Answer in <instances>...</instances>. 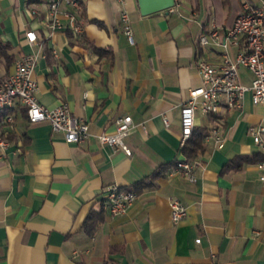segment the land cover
Here are the masks:
<instances>
[{
    "label": "crops",
    "instance_id": "obj_1",
    "mask_svg": "<svg viewBox=\"0 0 264 264\" xmlns=\"http://www.w3.org/2000/svg\"><path fill=\"white\" fill-rule=\"evenodd\" d=\"M45 1L0 0V73H10L23 53L38 54L37 101L48 108L66 102L88 122L89 136L66 142L17 108L11 144L0 156V264H264V186L256 167L262 152L248 133L264 126V104H253L247 91L240 108L221 116L223 146L204 139L195 181L173 171L186 157L180 107L200 85L197 59L218 63L224 31L244 4L261 0H175L172 10L147 15L137 0H125L131 41L117 0H79L83 29L76 36L48 34L31 15L37 8L42 16ZM212 23L219 42L199 44ZM27 30L36 32L35 43L26 42ZM244 48L241 38L228 55ZM238 76L250 85L245 67ZM123 115L133 121L124 139L129 156L96 137L113 132ZM211 124L195 111L194 130ZM110 184L136 191L125 214L112 215L104 204ZM170 197L186 208L176 223ZM91 213L101 218L89 230Z\"/></svg>",
    "mask_w": 264,
    "mask_h": 264
},
{
    "label": "built area",
    "instance_id": "obj_2",
    "mask_svg": "<svg viewBox=\"0 0 264 264\" xmlns=\"http://www.w3.org/2000/svg\"><path fill=\"white\" fill-rule=\"evenodd\" d=\"M120 5V21L123 32L128 40H132L130 19L125 8V0H117ZM45 9H30L32 16L38 17L39 23L52 34L56 30H66L73 35L82 33L83 22L79 17L81 3L79 0H46ZM172 10V8H170ZM245 42V48L234 57L228 55V47L237 45L240 39ZM25 40L29 44L37 41L34 30L25 32ZM219 42V31L212 23L210 29L199 36V44L209 41ZM224 53L218 63H211L205 58L196 61L200 85L190 88L187 99L180 107V142L184 145L194 128V114L200 110L204 115L212 117V124L207 129L205 140H213L216 147L223 146L224 137L217 123L228 110L240 108L241 101L247 91L251 93L253 104H264V0L259 5L244 4L243 10L237 14L232 25L224 31ZM38 54L23 53L15 59L13 70L8 74L0 73V156L6 154L11 144L10 134L14 129L16 110H25L29 123L46 121L54 132L64 135L66 142L82 144L89 136L88 122L72 115L66 102H61L54 108H48L37 101L38 84L33 77L38 61ZM239 66L245 67L251 74L250 85L240 82ZM214 116V117H213ZM113 132L102 131L96 135L101 144L131 155V149L124 139L133 125L130 115L115 119ZM167 124V120H165ZM253 142L262 152V157L256 162L259 180L264 186V126L254 124L248 128ZM200 161L184 157L175 162L173 171L182 174L190 181H195V171ZM137 198L135 190L110 184L104 190L103 202L112 215L125 214ZM171 220L176 223L186 214L185 206L176 198H169ZM199 238L196 239V242Z\"/></svg>",
    "mask_w": 264,
    "mask_h": 264
},
{
    "label": "trees",
    "instance_id": "obj_3",
    "mask_svg": "<svg viewBox=\"0 0 264 264\" xmlns=\"http://www.w3.org/2000/svg\"><path fill=\"white\" fill-rule=\"evenodd\" d=\"M2 47H4V45H2L0 42V49ZM206 135H207L206 129L194 130L193 128L190 137L181 147L182 151L185 153L187 158H194L196 154L202 149L203 141ZM100 218H101V214L91 213V215H89L87 221L92 220L91 223H87V227L89 228V230L98 220H100Z\"/></svg>",
    "mask_w": 264,
    "mask_h": 264
},
{
    "label": "water",
    "instance_id": "obj_4",
    "mask_svg": "<svg viewBox=\"0 0 264 264\" xmlns=\"http://www.w3.org/2000/svg\"><path fill=\"white\" fill-rule=\"evenodd\" d=\"M175 0H137L139 12L142 15L151 14L158 11H167L173 7Z\"/></svg>",
    "mask_w": 264,
    "mask_h": 264
}]
</instances>
